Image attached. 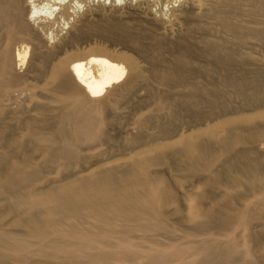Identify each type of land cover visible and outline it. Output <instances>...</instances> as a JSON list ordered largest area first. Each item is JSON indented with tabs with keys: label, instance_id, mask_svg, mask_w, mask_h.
Wrapping results in <instances>:
<instances>
[{
	"label": "bare ground",
	"instance_id": "obj_1",
	"mask_svg": "<svg viewBox=\"0 0 264 264\" xmlns=\"http://www.w3.org/2000/svg\"><path fill=\"white\" fill-rule=\"evenodd\" d=\"M184 2L0 0V264H264V0Z\"/></svg>",
	"mask_w": 264,
	"mask_h": 264
},
{
	"label": "rangeland",
	"instance_id": "obj_2",
	"mask_svg": "<svg viewBox=\"0 0 264 264\" xmlns=\"http://www.w3.org/2000/svg\"><path fill=\"white\" fill-rule=\"evenodd\" d=\"M184 1L185 0H79L80 6H79V13L77 14V16L80 18V17H82V15L85 14L86 10L89 7H94V5H100L101 4V5H105V8L107 9V10H105V16L107 15V17H111L112 11L116 10L117 11V13H116L117 17L119 19L121 17L120 20L122 22H124L125 25H127V27H129L130 29L131 28L132 29L142 28L144 26L143 28H145L146 30L148 29L147 31L150 33L153 32L152 34L157 32L156 34L162 35L163 37H165L167 39L174 40L176 38V36L182 31V27H179V24H175V25L173 24V28L171 29V24L176 23L174 21L176 16H174V15H176L178 13V9H180L182 7V5L185 3ZM111 5L113 6V10L110 9ZM134 10L138 13L137 14H136V12L134 13L133 12ZM139 10H141V11H139ZM136 15H138V16H136ZM241 18L244 20H247V21H254L253 18H250L247 16H242ZM43 20H45V19H43ZM140 20H141V22H140ZM155 20L156 21L161 20V22H163L164 24H161V25L157 24ZM49 21L52 22L53 20L47 19V20H45V23H48ZM170 22H172V23H170ZM139 24H140V27H139ZM128 25H130V26H128ZM183 29H184V27H183ZM68 30H69V28H65V30L63 29L62 31L59 32L58 36L61 37V36L65 35L68 32ZM49 32H51V31H49ZM55 34H56V32H55ZM49 37H52V35H49ZM51 40H52V42H54L57 39L52 38ZM106 46H108V48H111V49L128 51L129 53L136 56L139 61H141V60L144 61V59H145L144 56H141V55L135 53V51L132 50V48H129V47L124 48L122 45L111 46L109 43H106ZM257 50L258 51L256 53V56L258 58H260L261 60H263L264 59V46H259L257 48ZM164 54L166 56H169V53H164ZM25 68L26 67H24V69ZM139 94L143 95L144 92L139 91L138 95ZM120 104H119L120 105V109H119L120 113H122V115L125 113L123 115L124 116L123 120L125 123L129 124V122H132L135 119L136 110H135V108L133 109L132 105L130 103H128L127 101H121ZM27 106L31 107L30 104H28Z\"/></svg>",
	"mask_w": 264,
	"mask_h": 264
}]
</instances>
